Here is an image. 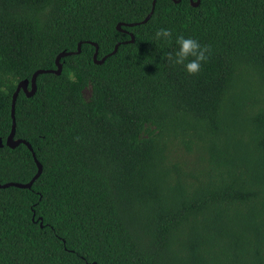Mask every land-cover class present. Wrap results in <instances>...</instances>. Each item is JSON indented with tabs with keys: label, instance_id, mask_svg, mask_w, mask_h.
<instances>
[{
	"label": "trees",
	"instance_id": "obj_1",
	"mask_svg": "<svg viewBox=\"0 0 264 264\" xmlns=\"http://www.w3.org/2000/svg\"><path fill=\"white\" fill-rule=\"evenodd\" d=\"M153 2L0 0L4 143L19 82L82 43L19 94L33 151L0 148V184L33 152L43 172L0 189V264H264V0H157L117 29ZM180 34L210 46L196 74L168 60ZM92 43L120 46L98 65Z\"/></svg>",
	"mask_w": 264,
	"mask_h": 264
},
{
	"label": "water",
	"instance_id": "obj_2",
	"mask_svg": "<svg viewBox=\"0 0 264 264\" xmlns=\"http://www.w3.org/2000/svg\"><path fill=\"white\" fill-rule=\"evenodd\" d=\"M156 1L157 0H154V2H153V10H152V12L147 16V18L143 22L131 23V24H127V25L123 24V23H119L117 25V29L119 31H124L122 29L123 26L134 27V26H137V25H140V24L147 23L149 21V19L151 18L152 14H153ZM174 1L176 3H180L182 0H174ZM191 2H192V5L194 7H198L200 5V3H201V0H196V1L191 0ZM130 36H131V39L129 41H126L125 44L126 43H133L135 41L134 35L130 34ZM92 44L96 48L95 54L93 56V60L98 65L103 64L108 57L116 54L118 49H119V46H120L119 44H117L115 49H114V51L112 53L108 54L107 56L103 57L102 59H98L99 46H98L97 43H92ZM81 50H82V43H79L77 51H75V52L63 51V52H61L56 58V69H50V70L41 69V70H37L33 74L32 78L30 80L29 79H25V80H22L21 82H19V84L17 86V89H16V91L13 94V99H12V130H11V133H10L9 137L6 140V143H4L3 139L0 138V148H3L4 145L6 144L8 147L14 149V148L18 147L21 144H25L26 146L29 147V149L31 151H33V148H32V146H31V144L29 142H27L26 140H23V139H16L15 138V136H16V103H17L19 94H20L21 91H23L26 94L27 97H29V98L33 97L36 94L37 89H38L37 80H38L39 75L46 74V73H52V74H56V75H61L62 72H63V65L61 63V60L63 58H65V57L71 56L73 54H80ZM33 156H34L35 161H36L37 166H38V172L34 176V178L28 183L10 182V183H6V184H0V189H5V188H8V187H18V188H22V189H30V188H32V186L35 183V181L41 176V174L43 172V166L38 161V159L36 158V154L34 152H33Z\"/></svg>",
	"mask_w": 264,
	"mask_h": 264
},
{
	"label": "clouds",
	"instance_id": "obj_3",
	"mask_svg": "<svg viewBox=\"0 0 264 264\" xmlns=\"http://www.w3.org/2000/svg\"><path fill=\"white\" fill-rule=\"evenodd\" d=\"M157 40H171L172 30L167 27H160L155 32ZM178 47L174 52H168V60L173 64H183L184 70L188 74H196L201 71L202 62H206L211 54L210 46L202 44L193 36L183 34L175 37Z\"/></svg>",
	"mask_w": 264,
	"mask_h": 264
},
{
	"label": "rangeland",
	"instance_id": "obj_4",
	"mask_svg": "<svg viewBox=\"0 0 264 264\" xmlns=\"http://www.w3.org/2000/svg\"><path fill=\"white\" fill-rule=\"evenodd\" d=\"M90 94H91L90 90H89V89H87V90H86V92H85V95H86L87 97H89V96H90Z\"/></svg>",
	"mask_w": 264,
	"mask_h": 264
}]
</instances>
